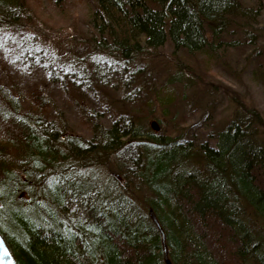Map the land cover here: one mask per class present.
I'll return each instance as SVG.
<instances>
[{
	"label": "trees",
	"instance_id": "1",
	"mask_svg": "<svg viewBox=\"0 0 264 264\" xmlns=\"http://www.w3.org/2000/svg\"><path fill=\"white\" fill-rule=\"evenodd\" d=\"M65 1L51 0L60 9ZM27 2L0 0V31L28 35ZM90 12L92 49L128 63L169 40L173 51L214 64L222 46H245V37L241 44L225 38L240 20L252 43L258 32L239 0H95ZM17 38L24 53L34 49L27 37ZM130 66L133 82L134 70L141 72ZM76 68L73 59L50 69L49 76L59 78L65 91V82L82 75ZM185 76L177 70L166 84H179ZM80 85L70 82L81 93ZM18 87L16 96H9L0 85V106H10L0 108V233L13 264H165L149 210L164 231L171 264H264L263 241H251L243 220L249 209L264 226V141L255 108L243 107L222 129L209 117L185 127L190 117L175 110L178 99L168 87L170 92L156 91L152 104L139 101L138 93L137 99L130 97L137 105L127 117L100 105L96 113L107 110L112 116L108 127L92 109H83L86 123L92 120L91 137H70L45 117L40 84ZM161 91L170 95L159 98ZM23 103L33 115L18 112ZM154 106L160 109L159 117L153 116L157 131L145 122ZM164 125L168 131L162 134ZM198 126L205 127L211 143L193 147L189 135ZM101 166L123 189L143 188L145 212L120 198L109 200L103 186L71 177Z\"/></svg>",
	"mask_w": 264,
	"mask_h": 264
},
{
	"label": "rangeland",
	"instance_id": "2",
	"mask_svg": "<svg viewBox=\"0 0 264 264\" xmlns=\"http://www.w3.org/2000/svg\"><path fill=\"white\" fill-rule=\"evenodd\" d=\"M239 1L248 9L249 17H253L250 24L253 30L258 31L254 34V42L252 43V36L246 37L247 27L244 26L246 21L240 20L239 27L234 28L229 37L226 35L225 38L227 41H238V44H241L245 37V46L229 48L224 45L217 52L216 63L207 65L201 55L173 51L169 40L155 50H147L131 63L118 60L117 54L107 57L102 51L93 50L91 42L89 44L87 41L91 37L94 38L95 34L90 25V11L95 0H66L61 9L55 7L51 0H28V19L23 21L30 23V26L25 27L28 35L20 34L17 37H27L34 49L24 53L18 48L20 40L16 33L10 30L0 31V85L9 96H16L18 86H24L28 82L40 84L44 101L48 106L45 117H49L48 119L54 121L59 130H63L65 135L70 137H91L88 128L91 127L92 120L86 123L83 109H92L97 115V120L108 127L112 116L107 110L99 114L98 112L102 111L100 105H103V109L108 107L109 110L127 117L133 113L137 105L129 102L130 97L137 99L135 95L138 93L139 101L145 99L152 104L156 91L169 87L175 94L173 97L178 99L175 110L190 117V120L184 123L185 127L192 123L195 125L198 121L204 122L209 117L218 129H222L236 114L241 113L243 107L255 108L262 119V125H257V132L263 142L264 56L259 53L264 51V0ZM73 59L77 63L75 70L82 75L72 76L69 82H65L66 90L62 91L59 83L61 80L50 78L49 70L59 64H67ZM131 64L137 67V72H141L137 75L134 70L133 82H129ZM122 65L128 66L123 69ZM110 69H114L113 75H109ZM177 70L185 73L187 77L185 76L186 78L179 84H166V78ZM74 79L83 86L81 93L71 88L70 82ZM117 81L119 83H116ZM141 82L144 84L139 87ZM136 85L142 90H135ZM160 93L159 98L170 95L162 91ZM90 97L94 100H90ZM3 105L4 107L0 106L1 109L10 108L6 102H3ZM154 107V112L145 122L153 131H157L151 124L155 122L153 116L159 117L160 109ZM19 109V113L28 116L35 112L25 103L21 104ZM148 114L149 112L146 115ZM197 129L193 134L190 133L189 143L193 147L200 142L211 143L207 130L204 131L205 127L202 129V126H198ZM166 131L168 126L164 125L161 133L165 134ZM71 177L74 180L81 179L99 187L103 186V189L108 190L109 200L120 198L124 203L134 204L145 212L141 203L146 197L143 188L135 186L132 192L123 189L119 182L108 175L105 166L90 168L86 173L78 172ZM250 212L249 209L243 212L247 234L251 236L253 242L263 241L261 245L264 248V226L256 221ZM3 227L1 223L0 232Z\"/></svg>",
	"mask_w": 264,
	"mask_h": 264
},
{
	"label": "water",
	"instance_id": "3",
	"mask_svg": "<svg viewBox=\"0 0 264 264\" xmlns=\"http://www.w3.org/2000/svg\"><path fill=\"white\" fill-rule=\"evenodd\" d=\"M152 125H153L155 130H158V125L155 122H153V124H151V126ZM148 214H149V218H150L151 222L157 228V230L159 231V234H160V242H161L162 252H163V261L165 264H170L168 254H167V246L165 243L164 231L162 230V228H161L156 216L154 215L153 211L149 210ZM13 263H14V259L12 257V254H11L4 238L2 237V235L0 233V264H13Z\"/></svg>",
	"mask_w": 264,
	"mask_h": 264
}]
</instances>
